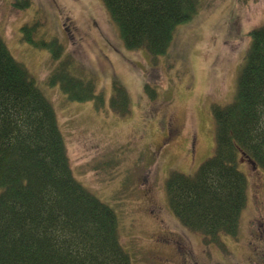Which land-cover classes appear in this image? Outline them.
Here are the masks:
<instances>
[{
  "label": "rangeland",
  "instance_id": "obj_1",
  "mask_svg": "<svg viewBox=\"0 0 264 264\" xmlns=\"http://www.w3.org/2000/svg\"><path fill=\"white\" fill-rule=\"evenodd\" d=\"M261 26L264 0H200L155 56L125 45L103 0H0V37L54 104L75 178L116 212L132 264H264L263 168L241 155V228L216 243L170 213L167 188L174 172L192 175L213 156V107L234 100ZM63 71L95 78L102 102L69 100L49 83ZM114 80L130 97L124 116L110 106Z\"/></svg>",
  "mask_w": 264,
  "mask_h": 264
},
{
  "label": "trees",
  "instance_id": "obj_2",
  "mask_svg": "<svg viewBox=\"0 0 264 264\" xmlns=\"http://www.w3.org/2000/svg\"><path fill=\"white\" fill-rule=\"evenodd\" d=\"M103 1L125 45L155 56L200 6V0ZM23 31L41 45L30 28ZM251 34L234 100L213 107V156L192 175L174 172L167 183L170 213L209 242L241 228L248 201L241 155L264 169V26ZM51 76L69 100L102 102L95 78L85 82L69 71ZM114 89L110 105L124 116L130 98L117 80ZM64 142L55 106L0 37V264H132L116 212L75 178Z\"/></svg>",
  "mask_w": 264,
  "mask_h": 264
},
{
  "label": "flooded vegetation",
  "instance_id": "obj_3",
  "mask_svg": "<svg viewBox=\"0 0 264 264\" xmlns=\"http://www.w3.org/2000/svg\"><path fill=\"white\" fill-rule=\"evenodd\" d=\"M208 252H210V251H208ZM207 252V253H208ZM187 257V260L189 261L191 258L190 257H188V256H186ZM191 262H194L193 260L191 261Z\"/></svg>",
  "mask_w": 264,
  "mask_h": 264
}]
</instances>
